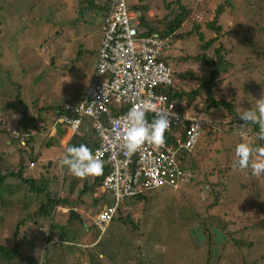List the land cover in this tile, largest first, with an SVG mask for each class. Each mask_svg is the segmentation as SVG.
<instances>
[{"label": "rangeland", "instance_id": "obj_1", "mask_svg": "<svg viewBox=\"0 0 264 264\" xmlns=\"http://www.w3.org/2000/svg\"><path fill=\"white\" fill-rule=\"evenodd\" d=\"M80 2L83 8L74 10L73 6ZM94 2L98 5V0H0V109L6 108L1 112L0 120L8 121L7 125L0 124V153H4V156L0 155V173L13 170L21 155L20 146L14 144L10 130L14 127L19 132L35 131L37 142L42 141L43 146L46 145L45 150L47 144H52L45 156L49 151L54 157L62 153L55 159L59 169L56 171L53 161L50 177L45 175L53 182L50 188L57 197H66L71 184L69 179L72 178L74 192L69 197L76 202L73 207L83 219V223L74 216L71 220V204L53 208L55 234L60 240L52 242L50 248L54 256L44 258V263L264 264V174L253 175L251 167L243 170L233 167L238 144L246 143L253 149L251 162L264 161V152H261L264 144L258 146L255 143L257 137L250 133L253 127L235 120L226 107L208 108L205 92L190 105L187 96L181 101L182 106L188 104L214 126L203 131L194 154L187 156L186 165L197 172L194 178L181 183L179 188L149 189L144 193L145 198L133 197L131 205L124 202L122 209L132 215L130 231L121 232L119 222H114L102 239L105 241L112 236L132 242V245L119 243L121 246L113 251L107 243H97L100 247L97 250L96 245L91 247L96 251L79 247L82 241H91L94 237H91L92 231L85 229L96 230L93 216L112 196L107 194L104 203L94 204L96 197L105 195L99 188L96 193L88 192L83 199L79 198L85 180L73 178L67 172V166L61 163L63 153L71 146L61 144L60 134L64 136L65 132L57 122L60 115L55 118V123L52 117L58 104L76 101V97L86 92L92 76L103 23L100 16L89 14L86 17V8ZM222 2L140 0L137 5L143 9L148 24L159 30L167 27L169 20L166 17H173L181 5L191 9L187 23L185 20L180 33H177L184 37H172L171 50L165 53L174 70V86L176 83L182 91L197 88L201 78H208L212 67L196 61L194 56H213L214 49L223 44L225 57L232 67L216 84L215 98L233 101L238 111L256 109L258 99L264 93V0H233V14L225 11L216 16V8ZM148 8L156 14L149 15L145 11ZM174 9L177 11L175 14ZM211 21L222 26L221 32L209 26ZM196 24H200L198 30H195ZM199 31L203 33V39ZM238 33L242 35L236 37ZM214 37L216 41L203 49V44ZM186 56L191 59L186 60ZM185 72L190 74L181 77L180 74ZM52 105L55 106L53 109ZM43 117H47V124L51 121L50 131L55 128L51 137L42 134L49 133L50 128L45 127L46 122L40 119ZM79 138L88 139V132L84 131ZM47 139V144H44L43 140ZM7 140L12 142L9 150ZM54 143L60 146H53ZM47 162L45 159L36 162V176L39 178ZM90 177L92 180L93 176ZM36 208L35 205L30 211L34 212ZM62 208L66 210L62 212ZM23 216L19 208L0 205V243L9 247L20 245V256L11 264H23L22 257L30 255L39 261L46 251L43 247L45 233L41 228L37 227L38 233L35 229L32 234L37 238L31 251L25 232L28 225L21 226L17 233ZM65 220L70 225L60 228L58 225ZM197 226L204 235L198 240L193 233ZM214 227L226 237L221 242L216 240ZM139 245L143 246L142 255L136 257L132 252Z\"/></svg>", "mask_w": 264, "mask_h": 264}, {"label": "built area", "instance_id": "obj_2", "mask_svg": "<svg viewBox=\"0 0 264 264\" xmlns=\"http://www.w3.org/2000/svg\"><path fill=\"white\" fill-rule=\"evenodd\" d=\"M106 15L86 92L78 102L67 103L66 112L57 118L68 128V141L91 124L94 132L90 150L102 162L103 170L109 167L99 187L112 196V203H105L93 216L96 242L107 233L118 208L128 198L149 189L179 188L181 183L192 180L195 173L186 165L187 156L194 154L203 131L214 127L161 90L169 91L174 86V70L165 58L171 50V37L159 33L139 35L144 12L127 0H109ZM133 108L145 112L149 125L158 112L169 113L171 123L162 145L146 142L135 153H127L125 132ZM0 124L7 125L8 121L0 120ZM10 132L23 145L31 134L21 135L15 128ZM34 166L32 162L30 168ZM41 229L45 233L43 247L47 248L51 243L49 231Z\"/></svg>", "mask_w": 264, "mask_h": 264}, {"label": "trees", "instance_id": "obj_3", "mask_svg": "<svg viewBox=\"0 0 264 264\" xmlns=\"http://www.w3.org/2000/svg\"><path fill=\"white\" fill-rule=\"evenodd\" d=\"M81 7L83 8L82 3L80 2V4L77 6V8H81ZM232 7H233V9L235 8V6L233 4V0H223V2L221 4H219L218 7L216 8V12H217L216 16L221 14V13H224L225 11L226 12L231 11V13L233 14V10H231ZM108 8H109V0H108V3L105 5V9L107 11H108ZM179 9H180V11L177 12L176 14L174 12L175 15H173V17H171L170 19L168 17H166L167 20H169V22H168L169 24L163 30H159V29L149 25L146 18H145V15H144L143 19H142V27H141L139 35L147 36V35H151V34L157 32L162 36H168L169 34L175 32L177 29H179L182 26V22H184L187 19V17L190 15V12H191V9L185 5H181V7ZM106 18H107V15L105 17H103V23L101 26V31H102L103 25L106 22ZM209 26H211L214 30H216V32H221V30H222V26L216 25L215 21H211L209 23ZM199 27H200V24H196L195 30H198ZM198 34H200V37H202V39H203V33L201 31H199ZM177 35L178 34H176L175 36H177ZM240 35H242V34L238 33L236 35V37H238ZM180 37H184V35L179 34L178 38H180ZM101 39H102V37H101ZM215 41H216L215 37L210 38L207 42H205L203 44V49L206 50ZM100 43H101V41H100ZM99 46H100V44H99ZM214 52H215V55H213V56H209L207 54H199V55L194 56L196 61H203V62H205V64L209 68L210 67H212V68H211V71H210L208 78H201L199 86L197 88H195L193 91H182V90H180V88H177L176 83H175V86H171L169 88V91L165 90L164 88H162L161 90H163L165 93L171 94V96L178 101L179 105L185 96L188 97V99H189L188 104L190 105L192 103V101L199 94H201L202 92H205V95L207 97L208 104H209L208 108H211V107H217L218 108L221 106L226 107L228 113L230 115H232L235 120H237V121H239V122H241L247 126L253 127L250 133L251 134L253 133L252 135H255V137H257V141H255V143L258 144V146H262L264 144V139L259 138V133H260L259 125L255 124L253 122L245 123L244 121H242L239 118V114L243 111H238L236 109V104L233 101L227 102L224 99L215 98L214 90H215L216 84L220 81L221 76L223 74H225L226 71L230 67H232V63L229 62L227 60V58L225 57L226 52H225V48H224L223 44H221L219 47H216L214 49ZM180 59H182V58H180ZM189 59H191V57L186 56V60H189ZM186 60H184V61H186ZM167 62H168V60H167ZM189 74H190L189 72H185L184 74L181 73L180 75H181V77L185 78ZM80 98H78V100H76V102H78L80 100ZM36 101H38V99ZM67 103L68 102H64V103L62 102L61 104H58L56 106L55 111H54L55 115H54V117H52V121H55V118L57 116L62 115L64 112H66L65 109H66ZM188 104H186V106H189ZM54 107L55 106L52 105V109ZM24 118L22 119V121L25 120ZM91 131L94 132L92 128H91ZM4 132H5V130H4ZM25 132L26 131H20L21 135H23ZM82 134L74 136L68 145L78 147L81 144H83V145H86L90 149L91 145H90L89 137H88V139L85 140V138H84V140H83V139L79 138ZM14 139H15L14 144H17L20 146L19 150H21V155H19L18 160H17L18 161L17 165L13 167V170L8 171V173L0 174V205L5 206V207H11L12 209L19 208L22 210L24 216L21 218V221H19V223H18V227L16 230L17 233L20 230L21 226L28 225L25 228V232L28 236L27 239H29L37 227H46L48 225L49 227H46L50 233L48 236V239H50V241H54L53 237H54V235H56L55 234V231H56L55 222H56V220H55V216H54L55 210L53 211V208L68 205V204H71L72 208L75 207L76 202L71 201L70 197H69V195L74 192V186L72 185L73 180H72V178L69 179L71 184L69 185L70 188H67V192H68L67 196L66 197H64V196H61V197L58 196L57 197L56 192L50 188L49 185L51 182L47 178V177H50V174L52 173V163L51 162H53V161H50L49 164L47 162V164L43 165L45 168L43 167L44 171L41 174L39 173L40 174V178H39L38 176H36L38 170H35V166H34V168H30V165L32 162L35 163V165H36V162H38L37 161L38 160V154L36 153V149L33 147L34 145L32 143V141H33L32 139H34V137H32V138L29 137L26 140L25 145L21 144L19 137L14 136ZM0 155L4 156L3 153H0ZM8 159L9 158H7V160ZM10 159H11V157H10ZM235 161H236V159H235ZM30 170H33V171L31 173H28V172H30ZM108 171H109V167H106L104 170H102V173L100 175H96L95 177L93 176L92 180H90V178H91L90 176L83 179V180H85L84 181L85 184L79 193V198L83 199L82 197L84 195H86L88 192H90L91 194L96 192V187L100 186V184L102 182V178L104 177V175ZM194 173H195L194 175L197 174L196 171H194ZM45 175H47V177ZM54 175H56V174H54ZM73 178H75V176H73ZM2 191H4V193ZM106 195H107V193L104 196L96 197L94 199V204H97L98 202L105 200ZM145 197H146L145 194H140L134 198L143 199ZM132 198H129V199H132ZM106 201L108 203H112V200H106ZM127 201L130 202V200H127ZM35 205L37 206L36 210H34V212H31L30 209L33 208ZM71 220H73V217L71 218ZM114 222L115 223L119 222L121 232L130 231V224L129 223L133 222L132 215L130 213L126 214V212H124V209H122V207H119L116 215L114 216V218H113V220L109 226V230H110V228L113 227ZM67 225H70V224L68 223L67 220H65L64 222L62 221V224L58 225V226L60 228L65 229V227ZM91 226H93V224H91ZM60 228L58 230H60ZM85 230H87L88 232L92 231V233L90 232L92 234L91 237L92 236H94V237L92 238L91 241H89V242L82 241V243L87 244V243L93 242L97 238L98 234L96 232H94L93 230H91V228L90 229L86 228ZM108 231H107V233H108ZM107 233L105 235H107ZM59 240H60V238H59ZM100 243H107L111 249L110 251H113L114 248L115 249L119 248L121 245H126V246L132 245V242L129 243V242L125 241L124 239H119V238L114 239V238H112V236L111 237L108 236L105 241H103V239H101V241H99L98 244H100ZM50 247H51V245L48 248H46V251H45L46 258H49V259H51L52 256H54L51 254L52 250ZM142 247L143 246H140V245L136 246V251L133 249V252H132L133 255H135L136 257H139L140 255H142L141 254ZM95 248H96V250L98 248L100 249V247L98 245H96ZM28 249H29V251H31L29 246H28ZM90 249H94V248H90ZM19 250H20L19 244H16L13 247H9L5 244L0 243V261L3 260L2 263H0V264H11V261L13 259H15L17 257L19 258V256H20ZM146 250H148V248ZM92 255L94 256L95 254L92 253ZM31 256L32 255H30V257H26V256L22 257L24 260L23 264H45L43 260L39 259V261H38V260H35L34 258H32Z\"/></svg>", "mask_w": 264, "mask_h": 264}, {"label": "clouds", "instance_id": "obj_4", "mask_svg": "<svg viewBox=\"0 0 264 264\" xmlns=\"http://www.w3.org/2000/svg\"><path fill=\"white\" fill-rule=\"evenodd\" d=\"M134 5L137 4L135 3ZM181 28L182 26L179 29H177L175 32L168 35L171 37L170 43L172 41V37H174L177 33H180ZM128 116H129V125L125 132V136H126L125 147L128 154L135 153L146 142L155 145H162L165 142L164 133L167 129H169L171 123L168 112L166 111L158 112L156 118L150 125L147 124L146 122L145 112L143 110L133 108L129 112ZM239 118L245 123L253 122L255 124H258L260 127L259 138L264 139V93H262L261 98L258 99L256 109L244 110L239 114ZM252 151L253 149L249 146V144L246 143L238 144L235 149V155L237 157V160L234 162L233 167L239 168L241 170L251 167L253 175L259 176L261 174H264V161L251 162ZM261 152H264V149H261ZM66 153L67 154L62 158L61 163L63 165H66L68 167V170L75 177L79 179H85L89 176H96L102 173L103 170L102 162L96 157H94L91 150L86 145L81 144L78 147L77 146L68 147ZM36 233H38L37 229H36ZM55 237H57V235H54L53 237L54 241H51L50 245L52 244V242L59 241V238L57 237V239H55ZM103 237H101L100 240L96 242L98 238L97 236L95 241H93L96 242L94 245L99 243V241H101ZM93 242L87 243V245L89 246H87L85 243H82L79 245V247L91 248L94 246L91 245ZM83 244H85V246H83ZM45 254L46 253L44 252L43 259H41L43 261H45L44 258H46Z\"/></svg>", "mask_w": 264, "mask_h": 264}, {"label": "crops", "instance_id": "obj_5", "mask_svg": "<svg viewBox=\"0 0 264 264\" xmlns=\"http://www.w3.org/2000/svg\"><path fill=\"white\" fill-rule=\"evenodd\" d=\"M80 1H82V0H80ZM83 1H85V0H83ZM140 0H135V1H131V0H128V2L130 3V4H138V2H139ZM108 3V0H98V5H96V3L94 2V3H91V5H90V7H87V12H86V17H88L89 16V14H92V15H96V16H100V19H102L103 20V17H105L106 16V14H107V10L105 9V5ZM139 5V4H138ZM73 8H74V10H76L77 9V6H73ZM62 10H64V9H62ZM145 11H147L148 13H149V15H155L156 13H155V11L154 10H152V9H150V8H148L147 10H145ZM170 12V11H169ZM174 12L176 13L177 11H176V9H174ZM57 15V14H56ZM62 15H64V13H62ZM86 20V19H85ZM102 32V31H101ZM78 98H80V96L79 97H76V99L75 100H78ZM70 102H76V101H71L70 100ZM69 103V102H68ZM5 108V107H4ZM3 111H6V108L3 110ZM1 109H0V114H1V112H3ZM41 120H42V122H46V125H45V127H50L49 128V133H48V131H46L45 133H42V134H48V136L49 137H51V135H53L54 133H55V128H52V131H50L51 130V126H49L50 125V122L47 124V117H43V118H40ZM54 123H55V121H54ZM44 124H41V126H43ZM60 127H62L61 128V130L63 131V132H65V134H64V136H62L61 134H60V141H61V144L63 145V143H64V146H69L68 144H69V142L72 140V138L70 139V141H68V137H69V131H68V128H67V126L66 125H64V124H61V126ZM91 124H87L84 128H83V132L84 131H86V132H88V137H89V140L91 139V137H92V131H91ZM14 128V127H13ZM16 129V128H15ZM30 136H31V138L32 137H34V139H32L33 141H32V143H33V147L36 149V153L38 154V160L37 161H39V159H45V161L47 162L48 161V164H49V162L50 161H54L55 162V165H53V167H55L56 168V171L59 169L57 166H58V164H57V161H55V159L56 158H58V156H60L62 153H60V155H58V156H56V157H54V156H51L52 155V152L51 151H49L48 152V154L45 156V154H46V152H47V150L52 146V144L51 145H49V144H47L46 142H48V140L49 139H47V140H43V143L45 142L46 144H47V150H45L44 149V146L46 147V145H44L43 146V144H42V141H39L38 140V142H37V140H36V137H37V135H35V131H33L31 134H30ZM58 136H59V134H58ZM7 144H8V147H7V149L9 150V149H11L12 147H11V145H12V142H11V140H7V142H6ZM44 143V144H45ZM65 144H67V145H65ZM57 145H59L60 146V144H56V143H54L53 144V146H57ZM66 152V151H65ZM65 152L63 153V155H62V157L61 158H63L64 156H65ZM4 154V153H3ZM18 160V159H17ZM67 168V172L68 173H71L69 170H68V167H66ZM1 174V173H0ZM74 176V175H73ZM95 177V176H94ZM78 181V180H77ZM84 183V182H83ZM85 184V183H84ZM84 186V185H83ZM99 188L100 187H96V190L98 191L99 190ZM101 189V188H100ZM96 191V192H97ZM101 191L103 192V193H105L106 194V192H104L102 189H101ZM96 192H94V193H96ZM108 194V193H107ZM100 197V196H99ZM112 200V199H111ZM127 200H130V202H128ZM126 201L128 202L127 204L128 205H131L130 203L133 201V198L132 199H127ZM125 201V202H126ZM100 202H102V203H104L105 202V200H102V201H100ZM124 204V203H123ZM122 204V205H123ZM122 205L120 206V207H122ZM66 209L65 208H62L61 209V211L62 212H64ZM118 239V238H117ZM85 242H89L88 240H84ZM95 241V240H94Z\"/></svg>", "mask_w": 264, "mask_h": 264}, {"label": "water", "instance_id": "obj_6", "mask_svg": "<svg viewBox=\"0 0 264 264\" xmlns=\"http://www.w3.org/2000/svg\"><path fill=\"white\" fill-rule=\"evenodd\" d=\"M5 108H2L1 110L3 111ZM77 217L78 218V220L81 222V223H83V219L82 218H80V216H78V213H77V211H76V209H74V208H71L70 209V218H72V217ZM213 231L215 232V234H216V240H218L219 242H221L223 239H225L226 237H225V235L219 230V229H217V228H213ZM194 234H196L195 235V239H201V238H203L204 237V235H203V232H202V230L197 226L196 228H195V230H194V232H193ZM35 239H36V236H33L32 238H30V239H28V245L30 246V248H31V250H33V245H34V241H35ZM48 262H46V264H47Z\"/></svg>", "mask_w": 264, "mask_h": 264}]
</instances>
